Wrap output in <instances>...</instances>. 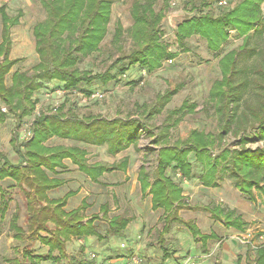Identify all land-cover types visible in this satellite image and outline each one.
Segmentation results:
<instances>
[{
  "label": "rangeland",
  "instance_id": "374dc122",
  "mask_svg": "<svg viewBox=\"0 0 264 264\" xmlns=\"http://www.w3.org/2000/svg\"><path fill=\"white\" fill-rule=\"evenodd\" d=\"M186 1H170V8L161 23V39L170 44L176 55L163 60V65L157 70L148 72L146 68L137 64L129 67L124 75L113 71L118 78L106 84L98 80L90 84L80 83L84 87L88 86L91 90H98L104 94L102 98H93L87 103H81L80 96L75 95L76 93H68L57 99L58 103L45 100L46 92L64 83L57 77L49 78L44 81L45 84L41 88L32 92L31 99L34 102L32 114L22 121L16 115L7 113L9 107L5 103L2 104V108L6 109L4 112L7 113V117L3 123H0V160H2L1 156H6L15 164L23 161L18 147L23 141L32 138V123L42 114L58 113L66 117L80 118L101 115L109 120L140 114L146 127L140 130L136 143L117 153L112 151L108 142L86 143L75 138L60 137H52L44 141V144L49 146H79L86 150L88 164L97 163L104 167H112L117 166L124 158L129 160L126 169L105 171L102 175L98 174L97 180L81 171L69 158L63 160V166H56L59 173L45 170L51 177L62 181L60 186L47 192L49 199H63L69 191H74L75 194L68 197L64 210L69 212L81 207L83 223L96 217L93 222L97 225L96 235L77 237L71 234L68 239L61 237L64 243L62 250L55 249L48 252L49 247L44 244L42 237L38 235L30 237L28 231L23 240L14 237L10 225L15 214L18 216L19 224L27 228L25 222L30 192L9 176L0 179V264H15V258L21 260L22 250L27 246L35 254L41 255L40 264H126L127 257L134 251L142 256L144 264H180L189 255L197 257L201 264H219L216 263V252L222 248V243L227 241L233 244L235 250L242 252L236 251L237 253L226 260V264H253L255 249L233 238L236 232L226 235L223 217L214 215L216 208L218 214L227 211H232L234 215L243 213L247 218L249 217L247 232H250L256 240L260 235H264V197H259L257 190L256 199L242 194L227 168L231 154L221 155V144L230 150L240 148V136H233L230 132L225 135L218 149L211 152L210 160L206 162V164L214 163L213 167L197 162L192 153L190 160L193 163V177L187 178L180 171L176 173L172 170L168 171V174L183 187V202L186 206L178 207L177 203L175 204V208H178L174 211L173 217L176 219L168 222L169 226L166 229H164L166 225L164 210L153 209L152 195L148 191L145 193L142 191L138 178V171L142 167L147 168L151 181L155 177L161 143H155L154 140L158 134L167 132L161 128L166 118L170 123L176 122L168 131L169 140L194 128L214 134L219 133L220 119L216 114L214 103L209 100V92L214 82L222 78L220 59L224 54L231 50H239L242 56L239 66L248 68L249 78L254 77L253 67L262 60L257 49L264 48V23L260 26L262 32L251 31V46L245 48L241 46L244 37L238 36L236 31H230L229 39L219 49L210 47L206 38L199 34L190 36L186 44L180 46L176 38L177 25L199 14L197 10H190V6L185 7ZM210 1V6L205 10L217 15L223 8L233 7L242 0H228V5L224 7L218 5V0ZM132 2L133 0L113 1L111 18L100 48L75 64L80 74L87 71L88 75H94L105 71L115 58L128 54L136 46L131 35ZM200 2L201 0H196V3L200 4ZM2 5L6 6V12L12 19L17 18L10 30L12 47L9 55V60L17 59V62L5 76L4 85L8 88L20 80V78L13 79L16 71L25 72L27 75L37 71L35 66L39 63L40 56L36 48L33 26L47 20L48 10L41 0H0V6ZM261 7L264 11V0ZM119 24L123 28V33L118 40H115L114 35ZM2 31L3 20L0 12V42ZM252 46L256 51L251 50ZM170 59L172 62L169 61ZM143 70L146 71L144 76L141 72ZM175 86L176 93L170 96L168 92ZM14 87H12L13 92L16 90ZM164 94L168 97L163 99L165 103L163 106L160 104L158 111L157 100H160ZM252 95L253 91L250 88L245 93V98ZM186 103L195 104V110L187 112L185 109L184 113H180L179 108ZM54 105L57 106L56 110L53 108ZM39 110L40 115H36ZM149 112H153V115L147 117L146 114ZM261 146L263 141L257 139L250 130L246 147L254 149ZM21 150L24 151V146ZM106 203L109 208L104 215L103 205ZM1 210H4L3 214ZM116 215L130 218L122 236L109 231V220ZM185 221L197 226L202 233L213 232L215 236L209 238L204 245L201 237L194 236ZM50 226L54 228L53 224ZM40 234L46 235V232ZM165 249L169 252L168 258L164 253Z\"/></svg>",
  "mask_w": 264,
  "mask_h": 264
},
{
  "label": "trees",
  "instance_id": "16d2710c",
  "mask_svg": "<svg viewBox=\"0 0 264 264\" xmlns=\"http://www.w3.org/2000/svg\"><path fill=\"white\" fill-rule=\"evenodd\" d=\"M41 1L48 10V18L33 26L40 61L35 66L37 71L33 74L27 75L25 72L18 71L14 73V80L20 78L13 84L16 89L14 92L13 86L7 88L4 85V79L13 64L17 62V59L9 60L12 47L10 30L17 18L12 19L6 12V6H0L3 20L0 42V58H2L0 62V123L5 121L7 113L16 115L20 121L31 115L34 108L31 94L41 88L45 84L44 81L49 78L57 77L64 82L58 85L90 93L92 90L80 83L90 84L98 80L106 84L118 78L113 71L124 75L129 67L137 64L146 68L148 72H153L163 65V60L176 55L170 44L161 39V23L166 11L170 8L171 0H133L131 35L136 46L128 54L115 58L105 71L94 75H88L87 71L80 74L75 64L100 48L107 32L114 0ZM210 3V0H201L200 4L196 3V0L185 2V7L190 6V10H197L199 14L177 25L176 38L180 46H184L190 36L199 34L206 38L210 47L219 49L229 39L230 31H236L238 36L244 37L241 46L245 48L251 46L252 30L254 33L263 31L260 28L264 23L262 0H242L233 7L223 8L217 15L205 10ZM122 33L123 28L119 24L114 39L118 40ZM251 50L254 52L256 48L252 46ZM257 51L262 60L253 67L255 72L253 78L248 77L247 67L239 66L240 58H242L239 50H231L220 59L222 78L214 82L209 92V100L214 103L216 114L220 119L219 133L214 134L194 128L169 140L168 131L176 122L172 124L166 118L161 124V128L167 132L158 134L154 140L155 143H161L155 177L151 181L147 168L142 167L138 171V178H140L142 191L144 193L148 191L152 195L153 209L164 210L166 221L164 229L169 226L168 222L176 219L173 217L174 211L178 207L186 206L183 202V187L168 174V171L172 170L175 173L180 171L187 178L193 177V163L190 160L192 153L197 162L213 167L214 163L206 164V162L210 160L211 152L218 149L217 147L229 132L233 136H240V148L230 150L221 144V155L231 154V161L227 168L233 175L237 187L242 194L249 195L252 199H256V190L259 192V197H264V48ZM126 61L127 64H125ZM176 86L169 90L170 96L176 93ZM250 88L253 95L245 98V93ZM167 97L168 95L164 94L160 100H157L158 111L160 104L163 106L165 103L163 99ZM3 103L9 107L7 113L1 110ZM184 110L194 111L195 104L186 103L179 108L180 113H184ZM175 112L178 113V111ZM151 115L153 112L146 114L147 117ZM93 116L80 118L66 117L58 113L42 114L32 123V138L21 144L24 146V151L21 150V145L18 147L23 161L15 164L6 156H1L0 179L9 176L21 187L23 186V189H29L28 192L31 193H29L27 204L28 213L25 222L27 228L19 224L16 214L11 221L10 229L14 231L16 239L23 240L28 231L30 237L37 235L42 237L44 244L49 247L48 252H52L55 249L62 250L64 243L61 237L68 239L71 234L77 237L97 234V225L93 223L95 216L83 223L81 207L69 212L64 210L68 197L74 195V191H69L63 199L48 198L47 192L60 186L62 181L51 177L45 170L48 169L51 173L57 174L59 171L56 170V166H63V160L69 158L81 171L97 180L98 174L102 175L105 171L126 169L129 164L128 158H124L117 166L112 167H104L97 163L88 164L87 152L79 146H49L44 144V141L52 137H60L75 138L86 143L108 142L112 151L117 153L136 143L140 130L146 125L140 114L129 115L126 118L116 117L112 120L101 115ZM250 130L257 139L263 141V146L254 149L246 147ZM108 208L107 203L103 205L104 215L107 214ZM216 209L214 215L222 216L228 228L245 230L244 225L247 223L243 221L241 215L235 216L232 211L218 214ZM1 213L3 214L4 210H1ZM129 222L130 218L121 215L113 216L109 220V231L122 236ZM185 223L194 236L201 237L204 245L209 238L215 236V234L202 233L197 226H193L188 221ZM52 224L54 228L50 226ZM43 231L46 235L40 234ZM164 253L168 258L167 249ZM40 258V254H35L27 246L22 250L21 260L15 258L14 262L15 264H40ZM253 264H264V246L256 249Z\"/></svg>",
  "mask_w": 264,
  "mask_h": 264
},
{
  "label": "built area",
  "instance_id": "2783aa9c",
  "mask_svg": "<svg viewBox=\"0 0 264 264\" xmlns=\"http://www.w3.org/2000/svg\"><path fill=\"white\" fill-rule=\"evenodd\" d=\"M218 5L221 7H224L228 5V0H218ZM172 62V59L169 60ZM145 70L142 71V75H145ZM71 93H76L75 95L80 96V102L81 103H87L90 99L93 98H102L104 94L98 90H92L90 93L81 91L77 88H68L64 85H57L54 89H51L49 92H46L45 100H52L55 103L57 99ZM54 110H56L57 106L54 105ZM2 111H5V108L1 109ZM40 110L36 115H40ZM233 237V236H232ZM233 238L241 242L242 244H248L250 245L253 249L259 248L260 246H264V238L260 235L259 238L256 240L253 238V235L250 232H246L245 234H240L237 233ZM126 264H144L142 256L137 252L134 251L132 252L128 257H127V262ZM180 264H201V261L195 257V256H187Z\"/></svg>",
  "mask_w": 264,
  "mask_h": 264
},
{
  "label": "crops",
  "instance_id": "0c3cea01",
  "mask_svg": "<svg viewBox=\"0 0 264 264\" xmlns=\"http://www.w3.org/2000/svg\"><path fill=\"white\" fill-rule=\"evenodd\" d=\"M241 215L243 216L242 217V219H243V221L244 222H246L247 224H248V218L245 216V215H243V213H241ZM236 216V215H235ZM221 222H223V221H221ZM225 224V223H224ZM223 224V225H224ZM247 224H245L244 225V227H245V230L244 231H238V230H236V229H234V228H228V226H226V224H225V234L227 233H232V232H236V233H240V234H244V232L246 233L247 232V230L249 229V228H246V225ZM205 234H207V233H205ZM210 234H214L213 232H210ZM226 234V235H227ZM263 238H264V235H261ZM220 241H222V240H220ZM231 241H235V240H231ZM242 252V250H235V248L233 247V244L231 243V242H223L222 243V248L220 249V250H218L216 253H217V256H216V263H219V264H226L225 262H226V260H228L229 258H230V256L232 255V254H234V253H237V252ZM219 255V256H218ZM235 256H236V254H235Z\"/></svg>",
  "mask_w": 264,
  "mask_h": 264
}]
</instances>
